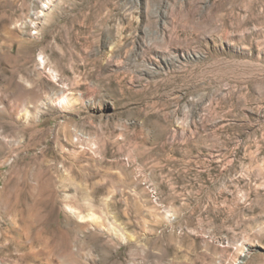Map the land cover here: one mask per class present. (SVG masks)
Here are the masks:
<instances>
[{"label":"rangeland","instance_id":"obj_1","mask_svg":"<svg viewBox=\"0 0 264 264\" xmlns=\"http://www.w3.org/2000/svg\"><path fill=\"white\" fill-rule=\"evenodd\" d=\"M0 264H264V0H0Z\"/></svg>","mask_w":264,"mask_h":264},{"label":"bare ground","instance_id":"obj_2","mask_svg":"<svg viewBox=\"0 0 264 264\" xmlns=\"http://www.w3.org/2000/svg\"><path fill=\"white\" fill-rule=\"evenodd\" d=\"M57 231L55 228L49 230L45 229L44 243L45 248L49 249L50 252L57 248Z\"/></svg>","mask_w":264,"mask_h":264}]
</instances>
